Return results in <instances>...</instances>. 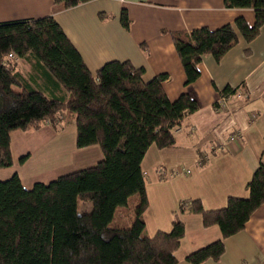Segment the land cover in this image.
<instances>
[{"label": "trees", "instance_id": "obj_1", "mask_svg": "<svg viewBox=\"0 0 264 264\" xmlns=\"http://www.w3.org/2000/svg\"><path fill=\"white\" fill-rule=\"evenodd\" d=\"M91 0H52L70 8ZM226 8H250L249 25L237 17L217 29L200 27L169 33L185 74V85L200 75L198 65L211 55L216 62L242 37L253 41L264 25V0H222ZM127 27L125 10L120 14ZM244 53L248 55L249 49ZM12 54V57L8 55ZM29 61L24 70L19 61ZM167 73L143 80V69L128 60H110L94 74L52 15L0 22V168L13 164L10 133L76 127L77 148L100 147L95 165L62 174L50 182L22 185L17 172L0 180V264H175L184 236V212L199 214L204 227L218 226L222 238L190 252L185 260L203 264L224 253L223 239L244 228L264 203V165L246 184L248 196H229L222 208L205 209L199 199L182 201L169 231L149 236L148 206L141 161L151 144L173 146L176 131L198 109L189 93L169 100L163 88ZM18 88V89H15ZM233 90L224 87L220 94ZM27 155L20 157L23 164ZM137 195L124 226L111 225L117 207ZM80 202L91 210L78 213Z\"/></svg>", "mask_w": 264, "mask_h": 264}, {"label": "crops", "instance_id": "obj_2", "mask_svg": "<svg viewBox=\"0 0 264 264\" xmlns=\"http://www.w3.org/2000/svg\"><path fill=\"white\" fill-rule=\"evenodd\" d=\"M123 10L129 19L127 27L120 19ZM47 15L59 23L93 74L110 60H128L143 69L144 81L167 73L163 88L169 100L186 92L198 103L176 131L173 146L151 144L142 158L149 236L171 229L182 201L199 199L205 209L212 210L224 207L229 196H248L247 182L256 167L264 165V25L249 43L239 37L219 62L204 56L198 65L199 77L189 85L184 84L172 38L163 31L189 32L204 26L214 30L237 17L253 25L252 9L226 8L222 0H91L70 8L56 7L52 0H0V22ZM245 49L250 50L248 55ZM227 86L233 91L224 103H218L220 91ZM239 132L228 149H216ZM75 138L73 123L61 130L44 123L38 129L12 131L13 164L0 168V180L17 172L22 185L30 188L60 171L84 169L103 158L99 146L77 148ZM23 155L27 158L20 164ZM178 218L185 232L175 264H191L185 260L190 252L222 238L218 226L204 227L199 214L184 212ZM223 242V255L203 264H264V203L241 231Z\"/></svg>", "mask_w": 264, "mask_h": 264}, {"label": "rangeland", "instance_id": "obj_3", "mask_svg": "<svg viewBox=\"0 0 264 264\" xmlns=\"http://www.w3.org/2000/svg\"><path fill=\"white\" fill-rule=\"evenodd\" d=\"M20 67H22L24 70H28V69L31 68V63L29 61L21 62L20 63ZM15 89H18V88H15ZM95 164L96 163H94V165ZM61 174L62 173L60 171L59 175H54L53 174V177L44 178V179H46V180H48V182H50L52 180L57 179ZM37 182H41V181H37ZM137 200H138V196L137 195H132L128 199L127 206H119V207H117L116 210H115V213H114V218L111 221V225L124 226L126 224V219H127L126 216L127 215H130V216L132 215V209H133L134 205L136 204ZM90 210H91V203L90 202H80V203H78V206H77V212L78 213H85V212H89Z\"/></svg>", "mask_w": 264, "mask_h": 264}, {"label": "built area", "instance_id": "obj_4", "mask_svg": "<svg viewBox=\"0 0 264 264\" xmlns=\"http://www.w3.org/2000/svg\"><path fill=\"white\" fill-rule=\"evenodd\" d=\"M9 57H12L13 55L12 54H9L8 55ZM226 100V97L224 95H221L219 100H218V103H224ZM240 132L239 133H235V134H232L230 137H229V142H221L219 143L217 146H216V149H228L231 145L230 143H232L233 141H235L237 138L240 137ZM186 172H188V170H186Z\"/></svg>", "mask_w": 264, "mask_h": 264}]
</instances>
